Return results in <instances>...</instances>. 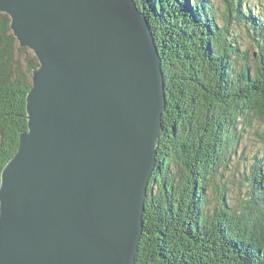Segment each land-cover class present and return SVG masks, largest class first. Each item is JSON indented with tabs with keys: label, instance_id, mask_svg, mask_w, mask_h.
Segmentation results:
<instances>
[{
	"label": "water",
	"instance_id": "95a60500",
	"mask_svg": "<svg viewBox=\"0 0 264 264\" xmlns=\"http://www.w3.org/2000/svg\"><path fill=\"white\" fill-rule=\"evenodd\" d=\"M32 52L26 130L0 174V264H134L165 87L135 0H0Z\"/></svg>",
	"mask_w": 264,
	"mask_h": 264
},
{
	"label": "trees",
	"instance_id": "16d2710c",
	"mask_svg": "<svg viewBox=\"0 0 264 264\" xmlns=\"http://www.w3.org/2000/svg\"><path fill=\"white\" fill-rule=\"evenodd\" d=\"M135 2L161 58L166 106L134 264H264L261 160L234 166L244 188L236 197L218 183L233 165L243 126L264 124V17L243 0H224L226 24L218 28L208 0ZM237 23L259 50L252 66L230 30ZM9 24L0 13V174L26 130L25 98L38 66ZM259 136L264 143V131Z\"/></svg>",
	"mask_w": 264,
	"mask_h": 264
},
{
	"label": "rangeland",
	"instance_id": "374dc122",
	"mask_svg": "<svg viewBox=\"0 0 264 264\" xmlns=\"http://www.w3.org/2000/svg\"><path fill=\"white\" fill-rule=\"evenodd\" d=\"M212 11L215 12V22L219 28L223 24H226L225 21V8L226 5L224 0H208ZM247 3V6L253 7L260 12V15L264 17V0H243ZM188 3L191 4L190 0ZM142 12V11H141ZM143 13V12H142ZM263 20V19H262ZM264 22V20H263ZM230 30L233 36L236 38V43L239 46V50L246 51L248 56V64L252 66L255 60L259 55V50L257 49L256 43L253 41L252 32L247 31V29L241 24H233L230 26ZM235 45V44H234ZM29 54L32 53L28 51ZM234 56L232 59H236ZM240 67V61L236 59L233 68L238 69ZM264 131V124L258 120L253 119L250 124L243 126V133L240 143L236 149V157L234 158L232 164L229 167V170L224 172V179L218 181L219 185H227L228 193L227 196L231 198L236 197V195L244 190L243 186L238 183L236 172L237 169L234 168L235 165H238L239 168H242L243 165L246 166V169H249L253 163V159L261 160V169L264 172V143L260 138L259 134ZM241 194V193H240ZM214 191L212 188L208 191V200L211 202L210 205L206 207L208 210H212L214 203Z\"/></svg>",
	"mask_w": 264,
	"mask_h": 264
}]
</instances>
